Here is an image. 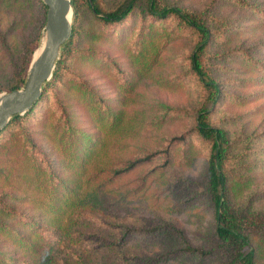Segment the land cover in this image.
I'll use <instances>...</instances> for the list:
<instances>
[{
    "label": "rangeland",
    "instance_id": "rangeland-1",
    "mask_svg": "<svg viewBox=\"0 0 264 264\" xmlns=\"http://www.w3.org/2000/svg\"><path fill=\"white\" fill-rule=\"evenodd\" d=\"M118 1L99 0L104 6ZM164 1L195 11L212 0ZM247 1L264 10V0ZM35 11L30 0H0V85L11 79L25 44L36 34L41 40L44 22L39 28ZM212 13L228 26L227 38L216 51H243L218 62L215 74L223 81L225 94L217 101L211 124L224 130L229 142L228 193L234 203L264 212V16L227 0L214 2ZM130 27L127 22L118 33L109 32L82 7L75 49L63 68L66 76L52 84L68 105L70 125L77 129L66 137L73 148L58 149L52 137L45 138L56 119L49 92L35 105L25 126L51 160L52 177L43 172L45 168L39 174L33 167L19 130L10 128L0 137V198L13 209L0 212L4 224L0 264L211 262L180 252L183 243L169 230L108 246L85 238L93 234L116 242L124 226L167 222L182 231L189 245L205 247L214 224L206 197L194 188L170 186L176 179L202 182L210 149L190 130L171 147L166 164L157 158L106 179L126 161L163 148L167 138L191 128V117L161 122L160 104L190 109L198 103L189 81L175 79L178 60L190 45L187 37L174 35L163 44L167 29L149 32L144 44L133 49ZM77 78L83 79L85 88ZM76 136L96 154L85 159ZM60 197L68 208L60 205ZM251 244L256 264H264V237L251 235ZM48 246L49 254L45 253Z\"/></svg>",
    "mask_w": 264,
    "mask_h": 264
},
{
    "label": "trees",
    "instance_id": "trees-1",
    "mask_svg": "<svg viewBox=\"0 0 264 264\" xmlns=\"http://www.w3.org/2000/svg\"><path fill=\"white\" fill-rule=\"evenodd\" d=\"M30 1L31 5L36 9L35 12L39 21L38 27L41 28L44 22L45 6L41 0ZM217 1L212 0L205 7L194 11L183 6L168 5L164 0H119L112 6H104L99 0H70L72 7L70 35L60 48V58L55 63L51 78L42 86L41 94L31 109L22 115L12 116L6 126L0 131L1 137L10 128L19 130L23 141H26L27 149L24 148V150L27 153L31 152L28 155H31L33 167L37 169L39 174L42 172L41 167L45 168L43 172L52 177L55 169L51 160L44 157L40 146L38 147L34 143L33 134L29 129L25 128L31 111L43 98L44 94L49 92L54 98L52 104L56 111V119L49 127V131L45 133V138L52 137L53 144L58 149L61 147L72 150L73 147L68 144V138L66 137L70 132L74 133L77 129L70 125L68 105H65L59 95L56 94L52 84L66 76L63 68L66 66L65 61L75 49L78 36L77 26L83 6L109 32L118 33L121 25L130 22V29L134 30V33L131 35V43L129 45L133 49L136 46L138 47L140 43L144 44V38L149 32L156 34L158 31L167 29L163 44L165 40L174 35L187 37L186 39L187 41L189 40L190 45L188 51L179 60L177 59L178 63H180V71L175 74V79H187L189 81L198 100L197 106L184 109L183 107L160 104L161 112L158 118L161 122L167 123L191 117V128L167 138L163 148L150 150L139 157L126 161V166L120 169H113L106 179L121 175L141 162L161 158L162 164H166L170 159L171 147L184 139L190 130L189 133H193L201 141L207 143L210 149L202 182L186 178L176 179L170 182V186L173 189L181 185L184 189L194 188L210 202L213 209L214 224L208 243L205 247L191 246L183 238L182 231L171 223L163 222L154 226H124L121 228L122 231L116 242L108 241L93 234L85 235V238L95 241L99 246L121 244L133 236L154 235L160 230H169L171 234L182 241L183 245L179 249L180 252L185 253V255H192L201 261L210 259L211 262L206 264H256L255 248L251 244V235L264 237V212H253L248 204L240 206L231 200L228 193L229 182L226 171V162L229 159V142L226 132L218 127H213L211 124L212 115L216 111L217 101L225 94L221 91L223 81L215 75L217 64L227 58V56L238 54L237 51H232L231 53H228L229 51H216L217 46L225 42L227 38L226 30L228 29L224 21L212 13L213 4ZM227 1L231 4H238L241 7H249V9L262 12L261 14L264 16L263 9L251 5L247 0ZM39 36L36 34L31 42L25 44L17 68L13 72L11 79L7 83L0 85V92L18 89L23 85L32 52L38 45ZM242 52V49H240L239 54H242ZM248 63L253 65L254 61L249 59ZM76 80L81 87H86L83 79L77 78ZM83 96L81 94V98ZM88 105V103L85 104V106ZM107 112L110 113V110H107ZM76 133H79V131ZM85 134L82 135L86 136ZM76 138L80 140L79 136H76ZM77 149L78 146L76 151ZM80 149L85 159L89 158L92 153L95 155L97 152L95 149L91 151V147H86L81 140ZM71 156L74 157V155ZM69 159L67 162L73 160L72 157ZM59 200L62 202L59 201L60 205L68 208L69 204L65 198L60 197ZM11 210L13 209L0 198V212L8 214ZM69 220L74 221V219ZM3 226L4 224L0 221V229ZM45 230L47 229L45 228ZM47 232L46 238H49V231ZM13 236L15 237V234ZM23 245L29 246V244ZM50 249V246H48L45 253L49 254ZM2 255L3 253L0 250V256ZM49 260L46 261L49 262ZM43 264H45V260Z\"/></svg>",
    "mask_w": 264,
    "mask_h": 264
},
{
    "label": "water",
    "instance_id": "water-1",
    "mask_svg": "<svg viewBox=\"0 0 264 264\" xmlns=\"http://www.w3.org/2000/svg\"><path fill=\"white\" fill-rule=\"evenodd\" d=\"M45 6L41 40L32 52L23 85L0 93V131L14 115L29 111L51 78L60 48L70 35L72 7L70 0H41ZM38 49V51H37Z\"/></svg>",
    "mask_w": 264,
    "mask_h": 264
},
{
    "label": "bare ground",
    "instance_id": "bare-ground-1",
    "mask_svg": "<svg viewBox=\"0 0 264 264\" xmlns=\"http://www.w3.org/2000/svg\"><path fill=\"white\" fill-rule=\"evenodd\" d=\"M37 51H38V49H37Z\"/></svg>",
    "mask_w": 264,
    "mask_h": 264
}]
</instances>
